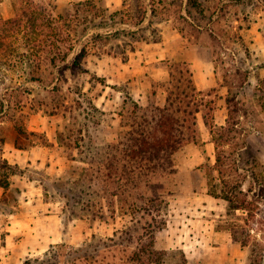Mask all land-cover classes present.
Here are the masks:
<instances>
[{
	"label": "rangeland",
	"instance_id": "obj_1",
	"mask_svg": "<svg viewBox=\"0 0 264 264\" xmlns=\"http://www.w3.org/2000/svg\"><path fill=\"white\" fill-rule=\"evenodd\" d=\"M8 1L14 16L1 14L0 21L15 18L22 10L31 13L45 9L56 16H68L81 0H72L68 6L60 5L58 0ZM125 1L132 9L142 2ZM198 2L203 14L193 11L194 22L204 27L209 25L210 16L218 13V7L227 3L223 15L210 25L218 33L216 41L207 32L183 25L190 42L214 45L221 83L212 91L216 103H222L219 96L227 89L237 95L234 105L241 131L235 133L232 145L224 146L223 174L231 189L238 185L247 192L252 207L249 213L254 215L243 210L229 212L228 202L209 192L212 188L220 193L222 185L218 171L210 174L208 167L215 162L213 144L199 142L175 153L173 173L155 176L154 180L161 182L159 193L164 198L159 214L151 216L141 211L133 215L117 204L112 216L97 185L89 187L83 167L88 166L89 157L96 156L91 140L99 146L127 129L120 125L119 114L126 92L145 102L146 98L137 99V94L140 91L147 95L151 86L138 90L136 79L142 74H135L132 83V75L120 76L127 62L138 64L143 60L131 59L130 51L123 58V48H130L125 44L128 37L106 40L91 47L81 63L88 72L67 67L60 90L50 93L47 89L53 84L49 85V78L45 84L24 80L23 64H16L15 54L25 50L28 42L23 30L11 26L3 30L0 25V98L6 100V115L0 118V175L9 174L10 181L8 189L0 187V245L11 240L5 235L11 220L28 215L31 224L38 227L40 245L22 264L27 258L43 260L49 256L59 264H138L129 257L143 242L151 243L152 236L145 235L150 229L154 248L163 252L156 255L160 257L157 264H264V0ZM107 3L100 0L98 4ZM178 23L175 19L161 23L154 19L152 27L157 33L151 36L148 31V42L153 37L165 43L183 41L181 34L177 39L173 37ZM138 42L132 43L135 46ZM140 47L150 59L149 48L143 44ZM161 63L165 65L166 61ZM20 83L28 87L29 94L5 92L6 87ZM31 105L35 111L30 110ZM14 119L26 133L36 135L26 138L23 132L18 134ZM201 134L208 138V126L202 127ZM18 145L25 151H15ZM4 154L17 166H3ZM233 226L250 227L247 245L232 239ZM51 245L55 247L45 256Z\"/></svg>",
	"mask_w": 264,
	"mask_h": 264
},
{
	"label": "trees",
	"instance_id": "obj_2",
	"mask_svg": "<svg viewBox=\"0 0 264 264\" xmlns=\"http://www.w3.org/2000/svg\"><path fill=\"white\" fill-rule=\"evenodd\" d=\"M98 3L100 0L78 1L68 16H56L45 9L31 13L22 10L17 17L0 21L3 27L1 29L5 30L11 26L16 31L23 30L27 38L25 50L17 51L15 54L16 64L19 62L23 64L24 80L45 84L49 78V85H53L47 90L50 93L57 92L60 90L59 83L63 78V70L67 67L88 72L86 67H81V63L90 54L91 47L112 38L128 37L125 44L130 48L125 47L122 52L123 58H126L128 51L134 48L132 43L134 40L147 41L148 31L151 36L157 33L156 27H152L154 19L178 20L177 29L184 36L186 29L183 24H186L198 32H207L212 41H216L218 33L210 25L223 15L227 4H221L217 14L212 12L209 25L204 27L194 22L196 16L193 11L203 14V8H200L198 0H142L134 9L123 0V8L118 10H110L108 6ZM151 40L156 41L158 38L153 37ZM211 46L214 47L212 43ZM213 52L216 53L214 48ZM169 70L167 79L152 81L144 103L135 100L126 92L119 114L120 125L126 126L127 129L121 130L115 140L99 146L94 145L95 142L91 140L96 156L89 157L88 166L83 167L84 177L90 181L89 187L97 185L106 198V205L112 216L115 215L117 204L122 209L125 206L126 211L133 212V215L141 211L151 216L155 215V212L159 214L164 198L159 193L162 189L161 182L155 181L154 178L157 175L173 173L175 153L184 145L198 141L197 113L202 109L215 148V162L208 167L210 174H213L214 170L218 171L222 185L220 193L212 188L209 192L225 199L229 212L243 210L249 216L254 215L249 213L252 207L246 197L247 192L238 185L231 189L229 179L223 174L224 146L232 145L237 138L235 133L241 131L238 109L234 105L237 103V95L228 92L226 123L214 125V101L208 98L210 92L197 89L189 63L172 62L169 64ZM44 72L48 73L44 76ZM20 84L16 87H6L5 92L11 90L29 94L28 87L24 86V83ZM5 101L0 98V113L2 112L0 118L6 115L3 113ZM30 110L35 111L33 105L30 106ZM13 122L18 134L23 132L26 138H29V135H36L32 132L26 133L15 119ZM17 147L22 148L19 145ZM2 163L7 168L17 166L9 163L6 158L2 159ZM213 176L211 175V178ZM9 185V174L0 175V187L6 190ZM254 196L253 194L252 197ZM249 229V226H233L232 239L243 246L247 245L251 237ZM150 230L145 231V235L152 236L151 243L143 242L135 249L129 257L131 262L157 264L160 261V257L156 255L159 256L163 252L154 248L153 230ZM50 247L45 256L51 253L55 246ZM52 258L54 257L49 256L43 260L27 258L24 264H32V261L36 264H57L58 262Z\"/></svg>",
	"mask_w": 264,
	"mask_h": 264
},
{
	"label": "crops",
	"instance_id": "obj_3",
	"mask_svg": "<svg viewBox=\"0 0 264 264\" xmlns=\"http://www.w3.org/2000/svg\"><path fill=\"white\" fill-rule=\"evenodd\" d=\"M58 1L60 2V5L62 3L66 6H68L70 2H72V0ZM108 1L109 3H107V5L109 6L110 10H118L123 7V0H115L114 2H112L111 0ZM0 8V15L2 14L3 17L14 16V10L9 4L8 0L0 1ZM162 21H158V23H161ZM175 29H177V27ZM262 31L258 30V33H262ZM180 34L181 33L177 29V32L173 34V37L177 39V36ZM181 35L182 37H184L183 41L177 39L173 42L165 43L164 41H160L161 38H159V40H153V42L152 40L150 42H148V40H141V42H138V44L134 46L133 50L129 52V56L130 58L133 56L131 59H134L135 61L139 59L143 61L139 62L138 64H135L133 62H127L120 76L132 75V80H130V83H132L134 81L135 74H142L141 77H138L136 79V84L138 90H142V88L146 90L148 87L151 86L150 80H165L169 77L170 63L186 61L189 63V66L191 68L193 80L197 89L210 92L208 98H211L214 101V125H223L226 123V118L228 116L226 96L229 92V89H227V91L222 94L221 97L219 96V100H222V103H216L215 98L212 97V91L216 87L221 86V83L219 82L220 78L217 76L218 72L216 67V60L214 58L215 54L213 52V47L200 42H190L189 38L187 39L183 34ZM142 44L149 48L150 59L148 58L146 53L143 54V51L141 50L142 48L140 47L142 46ZM162 61H166V64H162ZM137 96V99H141L142 101H144V99L146 98V95L140 91L138 92ZM197 124L199 129V139L197 142L190 143L197 144L201 142L204 145L212 143L214 146V143L211 141L209 124L202 109L197 113ZM202 125L204 127L208 126V138L201 137V129L203 127ZM14 150L25 151V149L20 148H14ZM27 154V158L31 159L32 155H30L29 153ZM3 156L6 157V154H4ZM6 158L9 160V162H16L10 161L9 157ZM30 219L31 218H29L28 215L24 214L21 217H17L14 220H11V224L7 225V233L5 235L8 240H11L7 243V245H0V264H22L24 258L29 255H32V252L37 250L38 244L40 245V241L38 238V227L32 225L29 221Z\"/></svg>",
	"mask_w": 264,
	"mask_h": 264
}]
</instances>
